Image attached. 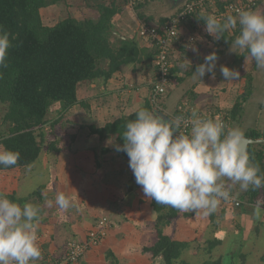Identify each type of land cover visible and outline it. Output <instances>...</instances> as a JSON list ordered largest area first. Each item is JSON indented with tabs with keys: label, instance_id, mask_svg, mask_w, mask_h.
<instances>
[{
	"label": "crops",
	"instance_id": "1",
	"mask_svg": "<svg viewBox=\"0 0 264 264\" xmlns=\"http://www.w3.org/2000/svg\"><path fill=\"white\" fill-rule=\"evenodd\" d=\"M74 1L78 0H68V4ZM169 1V8L164 11L168 15L163 18L177 12L187 2L185 0ZM81 2L84 3L83 0ZM57 7L50 6L43 9L41 14ZM137 19L136 22L135 18L130 21L121 17L117 21V25L120 23L119 27L126 37H130V34L133 35L138 30L136 29L138 24H143L144 20H139V17ZM201 26V24H195L197 29L202 28ZM191 30L193 31V27ZM202 40L204 41L196 47L198 52H188L177 47L173 53V58L174 56L176 58L174 64L184 63L183 69H186L198 64V58L204 59L208 53L218 49L215 43L217 40L214 37L209 35ZM140 45L145 46L142 42ZM219 49L224 50V47ZM185 59L190 61L191 65L187 64ZM139 65L141 67L135 72L132 68L123 66L108 82L96 79L81 82L78 85L79 104L62 116L63 121L66 119V125L60 128L59 133L57 131L61 146L59 154H50L45 157L42 151L40 158L29 168L0 170V193L5 196L15 195L16 199H25L26 203H29V200L35 198L33 192L40 186H44L41 195L45 200L42 203L43 212L41 213L47 222H40L36 226L38 244L42 251V259L36 261V264H43L48 258L56 261L69 241L85 240L95 222L103 216H109L114 222V227L107 238L99 246L91 249L77 264H165L162 257L153 258L144 251L157 243L158 228L172 239L190 244V248L182 257L184 264H202L210 258H222L223 264H249L251 261V264H256V256L261 258L258 264H264V252L259 250L264 247V244H261V240H256V237L264 236V214L260 220H256L253 215L256 204L243 198L245 191L241 189L239 183L232 185L230 180L223 178L226 186L230 187V196L235 202L222 199L213 212L214 222L210 214L204 215V210L201 209L196 212H180V216L171 219L170 223L159 224L153 200L144 196L142 187L137 185L136 181L135 185L131 182L129 159H123L116 153L118 143L109 137L101 139L97 134L90 132L92 126L101 128L107 123L136 113L151 98V89L156 77L154 64ZM222 65L229 68L231 63L227 64L220 58L216 63L215 78H212L211 73H206L201 80L199 79L193 89L197 97L191 95L184 97L183 93L188 89L183 86V89L182 87L181 90L179 89L176 95L180 98L179 101L183 102L184 109L191 113L196 111L201 117L207 115L213 119L227 121L241 92L240 88L246 85V79L240 76L232 81L226 80L220 72ZM242 67L245 71V67ZM254 67L255 62L253 70H255ZM254 78L256 80V73ZM229 91L238 96L234 103L226 105L225 93ZM258 91L259 89L256 93ZM256 98L246 103L241 123L232 121L227 125L243 129L245 135L251 129H258L256 121L261 115L256 112V105L255 107L252 105ZM170 104L171 111L162 112L173 119L179 116L172 114L174 111L177 112V100L175 102L171 99ZM1 122L0 120V124ZM0 151H3L1 146ZM32 172L35 174L31 176ZM41 176H46L45 184L39 185L34 191L27 192V185L31 186ZM132 185L133 189L130 188ZM60 192L73 198L72 201L75 200L78 206H80V199L85 201V205L82 204L81 207H76L78 209L70 212L67 221H61L58 218L57 207L54 204L50 209L43 206L50 199H55ZM236 202H239L240 206H236ZM80 210L84 216L79 218L77 215L82 214ZM186 215L189 216L186 217ZM211 241L218 242V245L209 253L207 250ZM234 255H237L238 260Z\"/></svg>",
	"mask_w": 264,
	"mask_h": 264
},
{
	"label": "trees",
	"instance_id": "2",
	"mask_svg": "<svg viewBox=\"0 0 264 264\" xmlns=\"http://www.w3.org/2000/svg\"><path fill=\"white\" fill-rule=\"evenodd\" d=\"M83 1L90 2L91 0ZM99 1L101 0H98L96 8L99 13L97 20H77L74 17H68L59 20L52 26L45 24L41 10L50 6H61V4L68 3V0H0V25H4L16 36L7 57L8 67L0 69V104L6 108L0 124V146L3 150L20 152V159L16 165L10 167L0 165V170L10 171L31 167L40 158L44 146L47 152L60 153V141H51L46 136L45 128L50 122L48 114L51 108L57 104L60 106L59 116L61 118L71 108L79 104L77 88L81 82L96 79L108 82L123 66H128L135 72L141 67L139 64L146 63L147 66L154 64L156 56L154 51L140 45L137 32L132 37H125L118 36L114 30L113 21L123 16L124 6L121 7L116 1H111L109 5ZM143 7L144 4H140V8ZM263 7L264 0H258L255 12L261 14ZM125 8L127 9L126 5ZM205 15H210L209 7H206L198 16L191 17L189 23H191L193 31L197 30L195 24H201L202 28H206L204 20L201 19ZM138 17L139 20L145 22L144 14L140 13ZM168 17H162L158 21H154L151 17L146 22L163 25L167 22ZM238 35L239 27L232 35L228 30L225 31L223 37L215 42L218 48L215 53L219 60L221 58L224 61L225 51L231 47ZM223 41H225L224 50H220ZM209 54L211 53L207 55ZM245 57H250L247 50L236 53L229 66L230 69H235L241 77L246 79V86L244 93L237 98L232 107L229 117L225 121L226 124H231L232 121L241 123L246 103L255 93V78L252 73L245 72L242 67ZM197 63L186 69H181L179 65L173 63L170 69L172 84L167 94L156 101L150 98L142 108L152 112L156 107L161 111L169 112L171 111L169 109L170 100L174 99L178 103L176 105L177 112L171 113L174 116L180 115L179 108L183 102L179 101L180 98L176 93L185 87L188 90L183 93L184 97L188 95L197 97L193 89L199 82V77L194 76L193 72L200 63H204V59L198 58ZM254 68L256 71H264V69L257 68L256 64ZM257 88L256 86V90ZM134 119L135 113L107 123L101 128L92 126L90 132L97 134L101 139L109 137L122 146L125 125ZM57 122L50 124V127L53 128ZM245 136L254 140L264 139V124H259L258 129L249 130ZM47 139L50 140L49 143L46 142ZM103 151L107 150L103 149ZM116 153L123 159H129L123 151H116ZM250 153L253 164L258 163L260 166L259 174L264 175V144L250 146ZM131 173V182L134 184L135 177L132 170ZM130 188L133 189V185ZM43 190L44 186H40L33 192V196L41 203L45 200L41 195ZM5 197L19 205L27 202L25 199H16L15 195ZM243 198L248 199L252 204L264 201V189L252 191L250 188L244 192ZM71 199L73 200V198ZM50 200L55 205V199ZM153 207L158 213L157 222L159 224H168L171 219L180 216V211L172 207L168 208L167 205L157 204L154 200ZM54 212L56 211L54 210ZM188 216L186 215V217ZM210 218L214 222L213 213L210 214ZM40 222L45 223L47 219H42ZM157 235V243L144 250L145 253H149L153 258L162 257L165 264H184L185 261L182 260V257L184 252L190 248V244L172 239L161 228L157 229ZM217 245L218 242L211 241L207 251L211 253ZM202 264H223V259L210 258Z\"/></svg>",
	"mask_w": 264,
	"mask_h": 264
},
{
	"label": "clouds",
	"instance_id": "3",
	"mask_svg": "<svg viewBox=\"0 0 264 264\" xmlns=\"http://www.w3.org/2000/svg\"><path fill=\"white\" fill-rule=\"evenodd\" d=\"M201 19L206 32L215 40L239 25V35L232 42L231 51L247 50L257 68L264 69V15L237 10L235 16L229 14L223 21L213 15ZM15 39L14 34L0 25V69L8 67L6 61ZM192 51L198 52V49L192 46ZM217 60L215 52L205 56L194 76L201 80L206 73H211L214 79ZM185 62L190 64L186 59ZM180 67L184 68L185 64ZM220 72L228 81L240 76L238 71L223 65ZM182 122L185 128L191 124L190 131L181 130ZM125 128L124 143L117 145L116 151L127 154L137 185L142 187L145 197L157 204L180 212L203 209L207 216L215 212L222 199L231 198L230 187L223 181L225 177L232 185L239 183L244 191L264 189L260 166L251 162L245 147L244 130L230 127L219 118H204L193 111L188 121L183 116L166 119L141 108ZM19 159V151H0V165L4 167L16 165ZM46 205L51 208L53 201H47ZM55 205L61 221H67L66 214L75 207L63 192L56 195ZM41 212L38 205L21 206L0 193V264H36L42 259L36 227L43 219ZM262 214L264 201H257L253 215L260 220Z\"/></svg>",
	"mask_w": 264,
	"mask_h": 264
},
{
	"label": "built area",
	"instance_id": "4",
	"mask_svg": "<svg viewBox=\"0 0 264 264\" xmlns=\"http://www.w3.org/2000/svg\"><path fill=\"white\" fill-rule=\"evenodd\" d=\"M139 1L129 0V3L133 6ZM257 4L258 0H190L181 9L170 15L163 25L156 22L143 23L138 32V39L153 50L156 55L154 60L156 79L152 85L151 99L156 101L167 94L171 88L170 69L176 48L181 47L190 52L192 46L196 44L197 37L188 27L191 17L198 16L206 7H209L210 15L223 21L229 14L235 16L237 10L255 11ZM179 112V116H183L185 121L189 120L191 112L182 106L179 108ZM204 118H208V116L206 115ZM190 128V123L187 128H185L184 122L181 123V130L188 132ZM227 201L235 202L233 197ZM235 205L240 206V203L236 202ZM113 227L114 222L109 216L100 217L85 240L69 241L56 261L48 258L43 264H77L91 249L99 246L107 238Z\"/></svg>",
	"mask_w": 264,
	"mask_h": 264
},
{
	"label": "rangeland",
	"instance_id": "5",
	"mask_svg": "<svg viewBox=\"0 0 264 264\" xmlns=\"http://www.w3.org/2000/svg\"><path fill=\"white\" fill-rule=\"evenodd\" d=\"M111 1H116L117 4H119L121 7L124 6L123 9H124V13L125 14L122 17L126 18V20L130 19V21H131L132 18H135V20L137 22L138 15L140 13L144 14V17L146 18V20H145V22L143 21V23H147L146 21H148V18H151V17H153L154 21H158L162 17H164L165 15H168V13L166 14L164 11L169 8V6H168L169 4L168 3L170 2L169 0L160 1V2L155 1V0H140L138 2V4L133 5V6L129 5L130 4L129 0L128 1L127 0H101L99 2H104V3H106V5H109L111 3ZM97 3H98V0H91L90 2H85L84 1V3L81 2V0H78V1L72 2L71 4H68V3L61 4V6H58L59 8L57 7L55 9H51L49 11L43 12L42 17H43V19L45 21V24L52 25V26L57 24L59 22V20H62V19L68 18V17H74L77 20H85V19L97 20L98 17H99V13L97 12V9H96L98 7ZM140 4H142V5L144 4V7L140 8ZM86 5H87V7H86ZM125 5H126L127 9L125 8ZM118 20L113 21V24L115 25V29L114 30L118 33V36H125L126 37V35L122 31L121 27H119L120 23L117 25V23H118L117 21ZM188 27L191 30V27H192L191 23H189ZM238 27L239 26L237 25V27L235 29H229L228 30L229 33L232 35L236 30H238ZM140 28H141V25L138 24V26L136 28V29H138L136 31L137 33L139 32ZM192 33H194L196 35V37H197V41H196L195 47H198L200 45L199 43L201 41L202 42L204 41V40H202L203 37H208L209 36V34L206 32V30L204 28H200V29H197L196 31H192ZM129 36L132 37V34H130ZM206 41L208 42L207 38H206ZM224 43H225V41L222 42V46H224ZM191 51H192V48H191ZM230 51H231V47L228 50L225 51V56H224L225 60L224 61L227 64H228V62L232 63V59L234 58V55L236 53H241L243 50L239 49V48H234L233 49L234 52H232V51L230 52ZM175 61H176V58L174 56V58L172 59V63H175ZM178 65H181V64L179 63ZM253 65H254V60L251 57L247 59L245 64H243V66L245 67V71H247V73L250 71V72L253 73L254 76H255V73H256L255 93L251 97V99H253L254 97H257L256 101L252 102V105H254L253 107H255V105H256V112H259L260 115H261V117L258 118V121H256V127L259 128V124H262V123L264 124V78H263L264 71H258V70L256 71V69L253 70ZM233 70H235V69H233ZM154 74L156 75L155 71H154ZM154 79H156V77ZM245 86H243L242 89L240 88L241 92L239 93V96L244 93V89H245L244 87ZM256 86L258 87L257 90L259 89V91L257 93H256ZM231 91L225 93V99L227 98L226 99L227 101H225L226 105H231L232 103H234L235 99L238 96V94H235V93H233ZM55 106H53L51 108V110H50V112L48 114V121H50L51 123L49 122V124H48V127H47L48 129H47V135L46 136L51 141L57 140L59 142L60 141V136L58 137V133L60 132V128H64L65 127L66 119H65V121H63V119H62L63 117L60 118V116H59V114H60V106L57 105V104ZM5 112H6L5 106L0 104V117L3 118ZM2 118L0 119L1 121H2ZM56 121H58L57 124H54L53 128L50 127V124L55 123ZM70 123H71V121L69 120V124ZM75 125H76V122H75ZM57 131H58V133H57ZM49 139H47L46 142L49 143V141H50ZM43 153L45 154V157H48L47 155L53 154V153H50V152L48 153L46 148H45V146H44ZM46 153H48V154H46ZM41 166H42V168H45L44 165H41ZM33 174H35V173L32 172L31 176ZM44 177H46V176H41V178H39L38 181H35V183H32L31 186L27 185L28 186V187L26 186L27 187V189H26L27 192L34 191L39 185L45 184L44 182H46V181L44 180ZM29 201H30L29 203H31L33 205H38L41 208H43L42 207V203H39V200L37 198H34V200L32 199V200H29ZM72 202L74 203L75 207H73L72 209L69 210V212L66 214L67 216L70 215V212L72 210L78 209L76 207H81L82 204L85 205L84 199H80L79 200L80 206L77 205L75 200L72 201ZM43 206L45 208H47V209H50L49 207H47L46 204L45 205L43 204ZM81 213H82V211H81ZM77 216L80 218L81 216H84V215L82 213V214L77 215ZM254 236H255V234H254ZM256 240L257 241L261 240L260 241L261 244H264V236H262L261 238L256 237ZM261 249H259L260 252H264L263 251L264 247L263 248L261 247ZM234 257L236 258V260H238L237 255H234ZM260 259L261 258L256 256V264H258ZM251 263H252V261L249 264H251Z\"/></svg>",
	"mask_w": 264,
	"mask_h": 264
},
{
	"label": "water",
	"instance_id": "6",
	"mask_svg": "<svg viewBox=\"0 0 264 264\" xmlns=\"http://www.w3.org/2000/svg\"><path fill=\"white\" fill-rule=\"evenodd\" d=\"M185 1H188V0H185ZM261 14L264 15V7L262 8L261 10ZM153 114L155 115H159V116H163L164 118L166 119H171L169 118L167 115H165L161 110L159 109H154L153 111ZM259 144H264V139H258V140H254V139H250V138H246L245 137V147L250 155V158H251V162L253 163L252 161V155L250 153V146L252 145H259Z\"/></svg>",
	"mask_w": 264,
	"mask_h": 264
}]
</instances>
